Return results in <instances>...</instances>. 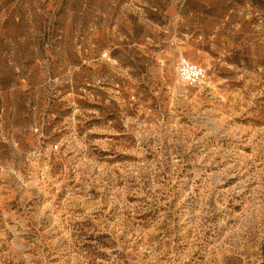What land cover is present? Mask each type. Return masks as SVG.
Returning a JSON list of instances; mask_svg holds the SVG:
<instances>
[{"label":"rangeland","instance_id":"obj_1","mask_svg":"<svg viewBox=\"0 0 264 264\" xmlns=\"http://www.w3.org/2000/svg\"><path fill=\"white\" fill-rule=\"evenodd\" d=\"M0 264H264V0H0Z\"/></svg>","mask_w":264,"mask_h":264},{"label":"built area","instance_id":"obj_2","mask_svg":"<svg viewBox=\"0 0 264 264\" xmlns=\"http://www.w3.org/2000/svg\"><path fill=\"white\" fill-rule=\"evenodd\" d=\"M102 57L111 61L112 63H117L115 59L110 57L109 53H103ZM180 77L189 85L199 84L205 78L206 72L204 68L197 63H191L188 60H183L179 66Z\"/></svg>","mask_w":264,"mask_h":264}]
</instances>
